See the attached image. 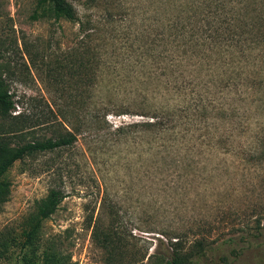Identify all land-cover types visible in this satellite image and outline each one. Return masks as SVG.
Instances as JSON below:
<instances>
[{
  "label": "rangeland",
  "instance_id": "rangeland-1",
  "mask_svg": "<svg viewBox=\"0 0 264 264\" xmlns=\"http://www.w3.org/2000/svg\"><path fill=\"white\" fill-rule=\"evenodd\" d=\"M66 1L79 21L0 0V146L77 136L3 176L0 264H159L176 239L204 243L189 264H264V41L244 58L224 41L264 24V0ZM163 113L173 136L141 125Z\"/></svg>",
  "mask_w": 264,
  "mask_h": 264
},
{
  "label": "trees",
  "instance_id": "trees-1",
  "mask_svg": "<svg viewBox=\"0 0 264 264\" xmlns=\"http://www.w3.org/2000/svg\"><path fill=\"white\" fill-rule=\"evenodd\" d=\"M38 5L43 10L48 8L56 19L66 18L71 21H75V20L79 21V18H77L73 6L66 0H38ZM80 27L82 28L83 24L80 23ZM236 36H238V38H236ZM229 37L230 38L224 36V41L226 38L227 40H229V45L230 42L235 43L234 46L238 50L235 53L238 56H242L244 58V55L246 56L245 53L248 48H249L248 49L249 52L251 49L256 47L255 46L256 44L264 41V24L257 23L255 26H251L248 28H243V27H240L238 29L232 28L230 30ZM237 40L240 41V43L237 42ZM150 51L151 52H148L147 54L148 57L156 61L157 56H160V54H154L152 48H150ZM163 57L164 55L158 58H160L161 60L163 59ZM248 59L249 58H247V61H249ZM234 61L241 63L235 59ZM248 78L250 81H253L249 76ZM13 107H14V100L12 99L11 94L8 92V89L4 84L3 80L0 79V108L2 110V114L5 115L6 118H8L9 116L13 118V116L10 114V109H12ZM103 116L104 114L101 113L100 117ZM166 116H168L166 113L165 115L163 113L160 116L157 115L152 116L150 117L149 120L142 122L141 125H144L147 128L158 127L159 134L160 132L164 133L165 131L169 130L170 132L169 136H173V133L174 134L176 133L174 130H172V128L173 129L175 128L176 122L175 123L173 122L172 125H170V121L167 122ZM10 126L11 128H8L9 129L7 131L8 133L22 132L25 129L24 124L22 125V127H19L16 126L14 123H11ZM76 139L77 136L75 133V129L72 127L69 130H66V133L64 135H61L57 138L51 137L43 140L26 142L23 145L14 146V147H9L6 144H2V146H0V190L7 188V184L4 181L3 176L5 175L9 167L13 164V162L21 159L23 155L37 151H49V150H54L56 148L68 147L73 145L76 142ZM262 154L264 156V145L262 147ZM65 196L66 194L65 192H63L62 189L52 187L49 189L47 195L38 201L36 213H35L36 221L34 225L31 227L30 231L28 232L27 239L31 238V235L38 230L40 222L43 219L49 217L57 209L58 205L65 198ZM0 202H1V198H0ZM248 237L249 239L251 237L254 238L253 240H255V237H253V233H245L239 236L240 241H245L244 239L246 238L248 239ZM235 239L236 238H232V237L227 238L228 242H232ZM249 239L246 241L248 242L253 241ZM178 240L179 239L173 241L172 244L174 245V249L167 256L165 262L161 261L159 264H189L191 261L190 258H192L194 255H196L197 257L205 255L206 248H204V243H202V241L195 240L190 250H184L183 247L180 246L181 244L180 242H178ZM187 259L190 260L188 263H185Z\"/></svg>",
  "mask_w": 264,
  "mask_h": 264
}]
</instances>
